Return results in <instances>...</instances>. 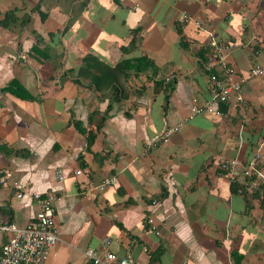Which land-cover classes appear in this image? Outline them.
<instances>
[{"label":"crops","instance_id":"0c3cea01","mask_svg":"<svg viewBox=\"0 0 264 264\" xmlns=\"http://www.w3.org/2000/svg\"><path fill=\"white\" fill-rule=\"evenodd\" d=\"M210 38L234 80L264 63V0H0V220L22 227L33 193L56 194L43 264H87L88 247L132 264H264V191L219 169L260 152L264 170V73L219 101L202 67Z\"/></svg>","mask_w":264,"mask_h":264},{"label":"built area","instance_id":"2783aa9c","mask_svg":"<svg viewBox=\"0 0 264 264\" xmlns=\"http://www.w3.org/2000/svg\"><path fill=\"white\" fill-rule=\"evenodd\" d=\"M191 19L186 13H180L177 22L184 23ZM226 46L221 41L212 38L208 40L206 46V57L202 62L203 69L208 73L214 96L219 101H226L235 94L237 99H241V83L247 79L260 76L264 73V63L253 64L243 75L241 79L234 80L231 76L235 73V68L226 62L224 51ZM18 55L27 60L28 56L19 52ZM219 68L218 71L216 69ZM204 110L202 106L191 105L190 113H200ZM175 128H168L160 136L164 142ZM261 153H255L246 164L236 158L224 159L219 162L221 173L229 179L230 182L239 181L244 184L248 190L264 191V170L258 167V161ZM75 173H80L77 169ZM11 173L8 169L0 173V183L5 182ZM55 177L62 179L61 169L55 171ZM112 182V177L103 180L98 189L102 190ZM12 186L17 190V197H21V184L13 180ZM33 199L38 203L39 209L33 219L28 221L24 226L18 227L9 221L0 220V234H7L5 240L0 244V264H43L50 249L59 240L57 230L55 228L54 213L56 194L52 191L44 193L35 192L32 194ZM155 203V200H153ZM146 222L148 226L158 234L159 231L151 215H147ZM264 230V221L262 223ZM108 238L102 242L103 246H107ZM88 257L87 264H132L128 257L118 258L111 251L96 253L92 248L88 247L84 250Z\"/></svg>","mask_w":264,"mask_h":264},{"label":"trees","instance_id":"16d2710c","mask_svg":"<svg viewBox=\"0 0 264 264\" xmlns=\"http://www.w3.org/2000/svg\"><path fill=\"white\" fill-rule=\"evenodd\" d=\"M13 13L12 12H7L6 14H5V17H4V19L2 20V24L3 25H7V23L10 21V20H13V15H12ZM26 20H28V18L27 19H25V20H23V21H26ZM33 50L35 51V52H39V49H38V47L36 46V45H34L33 46ZM135 62H134V69H137L136 68V65H138L141 61H145V59L144 58H141V59H135L134 60ZM130 63V61H127V60H125V61H123L122 63H121V65H120V67L121 68H123V66L124 65H126V64H129ZM137 63V64H136ZM139 69V68H138ZM7 90H9L11 93H14V94H17V95H23V94H20L21 92V90H24V87L20 84V83H18L17 81H15V80H12L9 84H8V86H7ZM25 96V95H24ZM92 135H88V137H87V144H90L91 143V141H92Z\"/></svg>","mask_w":264,"mask_h":264}]
</instances>
